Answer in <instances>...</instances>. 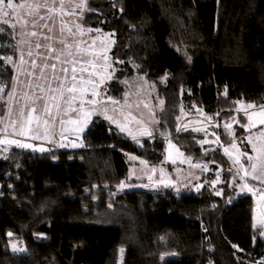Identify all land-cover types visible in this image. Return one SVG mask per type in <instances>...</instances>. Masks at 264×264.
Instances as JSON below:
<instances>
[{
	"label": "trees",
	"instance_id": "trees-1",
	"mask_svg": "<svg viewBox=\"0 0 264 264\" xmlns=\"http://www.w3.org/2000/svg\"><path fill=\"white\" fill-rule=\"evenodd\" d=\"M82 23L112 32L109 93L121 97V80L138 73L163 99L154 136L134 140L93 116L81 148L1 152L0 264H117L119 255L120 264H256L264 235L253 197L235 194L220 146L205 148L203 132L177 123L183 112L222 120L238 102L264 104V0H87ZM0 29L1 120L14 72L3 57L15 61L17 36ZM167 139L195 162L225 166L219 182L179 193L120 189L136 183L128 155L159 164ZM11 238L25 253L8 249Z\"/></svg>",
	"mask_w": 264,
	"mask_h": 264
},
{
	"label": "rangeland",
	"instance_id": "rangeland-1",
	"mask_svg": "<svg viewBox=\"0 0 264 264\" xmlns=\"http://www.w3.org/2000/svg\"><path fill=\"white\" fill-rule=\"evenodd\" d=\"M86 1L14 0L15 3H23L26 7L17 9L15 18L9 17L10 24L16 26L11 28L17 36V53L13 64V88L10 97L9 93L7 95L5 112L0 120V141L19 140L21 143H33L32 145L36 148L43 147L49 150L55 149L63 143L67 145L63 148H67L73 142L66 137L58 141L55 135L53 137L54 141L41 144L36 143L37 139H30L34 135L32 132L36 131L37 128L44 130L54 124L56 128H59L60 125L63 128H69L80 122L85 123V114L89 112L91 115L87 116V120L90 116L91 118L101 116L104 119H106V116L111 117V121L106 120L118 130H120L118 125L123 126L125 129L123 133L130 137L141 135L155 128L157 124L156 112L163 108L164 101L158 97L152 83L146 80L143 75L134 73L129 78L121 80L123 85L121 97H116V91L112 94L108 92V84L115 80L113 62L110 57L113 36L111 31L85 26L82 23ZM81 4L84 7H79ZM28 5L33 7L29 8ZM35 5H41V7L36 8ZM44 5H47V7H44ZM41 16L44 19H40ZM10 24L6 25L10 26ZM97 29L99 31H96ZM33 32L36 35H32ZM37 44L40 47H36ZM29 52L31 55H29ZM21 54L23 56L22 60ZM33 61H35V66L32 64ZM72 61H75V63H72ZM52 64H55V70L52 69ZM45 65H48V67H45ZM62 67L69 69L67 79H64V75L60 71ZM73 67L76 68L77 80L75 81L71 80V69ZM58 83L60 87H58ZM70 86L75 88L74 92L67 91ZM22 89H24L23 94H25L26 104L24 105L25 109L22 108L19 114L14 110L18 102H21L18 101L20 96L24 98L23 94L20 95ZM93 91L97 92L98 95L92 96ZM108 97L118 101V103H113L107 99ZM92 100H95L96 103H91ZM160 101H163L162 105ZM46 105L51 114L48 125L43 123L48 118L44 113ZM247 105L238 102L236 107L237 116L232 119L228 118L220 121L218 115L212 116L198 111L192 114L183 112L178 120L180 121L185 115L195 116L189 122V127L197 125L193 129H199L198 131L203 132L201 144L207 149H214L223 142L220 131L232 139L224 146L228 151L225 152V148L222 149L234 174L231 179L232 186L235 194L238 193L237 195L243 194V192H251L249 194L254 197L256 224L261 225L264 223L259 212V210L262 211L264 215V199H262L264 197V182H262L264 181V152L259 151V149L264 148V124L260 122V105L256 108H247ZM33 107L36 112L31 111ZM95 109H101L103 114L98 113ZM238 115L245 116L244 122L237 118ZM14 121H18L19 126L25 128L26 135L15 134L17 126L14 125ZM60 121H63V123H60ZM201 123L203 125L199 127ZM226 124L231 125V128H226ZM240 127L246 131L244 138L234 139L235 133L239 132L238 128ZM249 139L251 143H249ZM232 144H235L236 147L233 148ZM246 144L249 151H247ZM253 144L256 145L257 151H253ZM13 147H16V145L0 143V153ZM17 148L33 150L31 148ZM248 156L252 157L251 161L248 160ZM199 162L208 163L207 161ZM162 163L165 173L166 169L171 166L170 168L178 175V179L175 178L173 182L172 189L175 192L195 190L197 188L195 185L201 183V181H208L214 186L221 179V169H225V166L220 165L216 170L211 169V175H204L199 168L192 166V158L170 140L165 142ZM252 164L257 165L255 173L252 170ZM245 169L248 171L247 176H245ZM130 172L145 175L147 168L132 164ZM254 174L259 177L256 180L261 181L263 184L257 182V185H255L253 183L252 175ZM185 179L188 180L185 181ZM245 185L247 187H244ZM145 186L143 184L139 187ZM120 189L122 188L120 187ZM262 227L264 233V226ZM13 245L18 249L25 250L24 244L19 239H9L7 247L11 252L25 253V251H13ZM120 263L121 258L119 255L117 264ZM256 264H264V258L259 259Z\"/></svg>",
	"mask_w": 264,
	"mask_h": 264
},
{
	"label": "crops",
	"instance_id": "crops-1",
	"mask_svg": "<svg viewBox=\"0 0 264 264\" xmlns=\"http://www.w3.org/2000/svg\"><path fill=\"white\" fill-rule=\"evenodd\" d=\"M12 82H13V78H12ZM12 88H13V85H11V88H10V91H9V97H10V93L12 91ZM23 93H24V89L20 90V95H22ZM23 96H24V98H21V96H20L18 101H21V102H18V104H17V106H16V108L14 110V112L19 113V114L21 113L22 108H24V105L26 104V102H25V94H23ZM24 109H23V112H24ZM233 112H234V114L229 119H232L234 116H237L236 115V108L234 109ZM242 116H244V115H242ZM194 117L195 116H193V115H185L180 121L178 120L177 131L187 130V129L196 130V129H193V128H195L197 125H195L193 127H189V125H190L189 122L192 119H194ZM15 118H16V116H15ZM92 118L90 116L89 119L87 120V123L80 122L77 125H73V126H71L69 128L68 127L63 128L62 125H60L59 128H56L55 124L51 125L49 128H46L44 130H42L41 128H37L36 131L32 132L34 134L32 136H39L40 138L36 140V143H41L42 144V143H50L48 141H54L53 136H51V135H49L48 139H45V132H46L47 129H51V131H54L55 133H59L60 135H73V136L82 135L83 131L86 129L87 125L89 124V122L91 121ZM222 120H225V119H222ZM222 120H220V121H222ZM14 125L17 126L16 132H18L19 131L18 129L20 128V126L18 124V121L15 122ZM202 125L203 124L201 123V125L199 127H201ZM179 127H181V128L179 129ZM234 127H235V125H234ZM14 130H15V127H14ZM148 132H151L152 135L149 136L147 134ZM148 132H145V133H143L141 135L134 136L135 137L134 140H137V139H140V138H143V137H152V136H154L153 130H150ZM130 138L133 139V137H130ZM243 138H244V135H243ZM30 139H32V138H30ZM231 141H232V139H231ZM222 144H223V146L226 145L224 143H222ZM132 157H135V159H133ZM128 161H129V165H128V177H127V180H135L136 183L133 184V183H130L129 181H123L122 182L124 184L123 189L124 188L125 189L137 188L140 185L145 184L146 186L144 188H147V189H151V190L169 189V190L173 191V189H172L173 188V182H174L175 178L178 179V177H177L178 175L172 170V168H170L171 166H169L166 169V173H165L164 169L162 168V165H163L162 162H160L159 164L154 165V164L148 163L147 161H145V160H143V159H141V158H139V157H137L135 155H132V154L128 155ZM141 161H144V163H141ZM194 163H195V161L192 160V166L193 167H194V165H193ZM132 164H134L135 166H139L141 168L146 167L147 168V173L145 175H141V174H138V173H131L130 172V168H131ZM149 177H151V179H149ZM186 180H188V179H185V181ZM257 182L258 183H262L261 181L253 180V183H255V185H257ZM204 184H205V181H201V183L195 185V187L197 186L195 191L199 190L200 188H202V186ZM165 185H167V186H165ZM186 188H187V186H186ZM189 190H193V189H189ZM173 192H175V191H173ZM248 192L251 193L250 191H248ZM175 193H179V192H175ZM243 193H246V192H243ZM251 196L253 197V195H251ZM253 199H254V197H253ZM255 212H256V210L253 211V223H254V225L257 226V227L258 226H260V227L264 226V223H262L261 225H257L256 224V220H255L256 219V217H255L256 214H255ZM259 212H260V214L262 216V220L264 222V215L262 214V211L259 210Z\"/></svg>",
	"mask_w": 264,
	"mask_h": 264
},
{
	"label": "snow or ice",
	"instance_id": "snow-or-ice-1",
	"mask_svg": "<svg viewBox=\"0 0 264 264\" xmlns=\"http://www.w3.org/2000/svg\"><path fill=\"white\" fill-rule=\"evenodd\" d=\"M25 7H26L25 4H23V3H15L14 0H0V22H2L3 24H10V19H9V17L11 16L12 18H15L16 10H17V9H22V8H25ZM27 7L32 8L33 6H32V5H28ZM35 7H36V8H39V7H41V5H35ZM44 7H47V5H44ZM79 7H84V5L81 4V5H79ZM40 19H44V17L41 16ZM10 27L15 28L16 26H15V24H10ZM0 31H3V29H0ZM89 31H91V30H89ZM96 31H99V29H97ZM32 35H36V33L33 32ZM36 47H40V45L37 44ZM29 55H31L30 52H29ZM69 55H71V53H69ZM3 59H4L7 63H9V64H14V61H13V59H12L11 56L3 57ZM22 59H23V56H22V54H21V60H22ZM57 59H59V57H57ZM66 62H67V61H66ZM72 63H75V61H72ZM32 64H33V66H35V61H33ZM45 67H48V65H45ZM51 67H52L53 70H55V67H56V66H55V64H52ZM0 71H3V68H2V67H0ZM60 71H61V73L64 75V79H67V78H68V77H67V73H68L69 69H68L67 67H62ZM81 71H83V69H81ZM71 72H72L71 80H72V81L77 80L76 68L73 67V68L71 69ZM89 83H91V81H89ZM6 87H8V85H0V92H3L4 89H5ZM58 87H60V84H59V83H58ZM67 91L70 92V93H71V92H74V91H75V88H74L73 86H70V87H68ZM91 95H92V96H96V95H98V93L95 92V91H93V92L91 93ZM53 99H55V97H53ZM107 99L110 100V101H112L113 103H118V101L112 100L111 97H108ZM90 102L93 103V104L96 103L95 100H92V101H90ZM160 103H161V105H162V104H163V101H160ZM256 107H257V105L252 104V103H249V104L247 105V108H256ZM259 108H260L259 116L261 117V121H260V122H261V124H264V105H260ZM95 110H96L98 113L103 114V111H102L101 109H95ZM31 111H32V112H36V109L33 107V108L31 109ZM44 113H45V116L48 117V118L45 119V120L43 121V123H44L45 125H48V124L50 123V120H51V114H50V112H49V110H48V108H47V105H46L45 108H44ZM88 115H91V113L89 112V113H86V114H85V123H87V116H88ZM105 118L108 119V120H110V121H111V119H112L111 117H107V116H106ZM249 119H251V117H249ZM30 120H31V118H30ZM60 123H63V121H60ZM242 126H243V125H242ZM118 127L120 128V131H121V132L125 131V129H124L123 126L118 125ZM225 127L230 129V128H231V125L226 124ZM29 130H30V129H29ZM178 130H179V129H178ZM198 130H199V129H197V131H198ZM109 131H111V129H109ZM15 134H16V135H20V136H24V135H26V130H25V128H24L23 126H20L19 131L16 132ZM147 134H148L149 136L152 135L151 132H148ZM49 135H51V136L54 137V136L56 135V133H55L54 131H51V129H47L46 132H45V139H48ZM31 138H32V139H39L40 137H39V136H32ZM133 139H135V137H133ZM205 142H207V141H205ZM0 143L15 144L16 147H20V148H31V149H33L34 151H40V152L49 151V149H45V148H43V147L36 148V147H35L34 145H32V144H29V143H21L19 140L0 141ZM249 143H251V140H250V139H249ZM66 146H67V145H65V144H63V143H61V144L59 145V147H66ZM76 146H81V147H82L83 145H82V144H81V145H75V144H73V147H76ZM232 147L235 148L236 145H235V144H232ZM252 148H253V151H257V148H256V145H255V144L252 145ZM5 150H6V149H5ZM227 151H228V149L225 148V152H227ZM259 151L264 152V148L259 149ZM244 155H246V153H244ZM132 158L135 159V157H132ZM251 159H252V157H251V156H248V160L251 161ZM141 163H144V161H141ZM251 167H252L253 172L255 173V171H256V169H257V165H256V164H252ZM247 175H248V171H247V169H245V176H247ZM258 178H259V177H258L257 175H255V174L252 175V179H253V180H256V179H258ZM149 179H151V177H149ZM262 182H264V181H262ZM165 186H167V185H165ZM120 187L123 188V187H124V184L122 183V184L120 185ZM244 187H247V185H245ZM222 194H223V193L220 192V191L216 192V195H218V196H219V195H222ZM262 199H264V197H262ZM8 235L11 236L12 234L9 233ZM262 235H264V233H262ZM234 247H235V246H234ZM13 251H21V252H22V251H25V250H24V249H18V248H16L15 245H13Z\"/></svg>",
	"mask_w": 264,
	"mask_h": 264
},
{
	"label": "built area",
	"instance_id": "built-area-1",
	"mask_svg": "<svg viewBox=\"0 0 264 264\" xmlns=\"http://www.w3.org/2000/svg\"><path fill=\"white\" fill-rule=\"evenodd\" d=\"M55 137H56V139L58 141H61L62 139H64L66 137L68 140L72 141L73 144H75V145H81L82 144L84 146L83 138H82L81 135H78V136H73V135L61 136L60 134L57 133ZM73 144L72 145H68L67 149H76L78 147L81 148V146L73 147ZM220 147L224 148L222 143H220ZM63 149H64L63 147H56L54 150L59 151V150H63ZM193 165H194L195 168H199L204 175H207V174L211 173V167H210V163L209 162L204 164L202 162L197 161Z\"/></svg>",
	"mask_w": 264,
	"mask_h": 264
}]
</instances>
